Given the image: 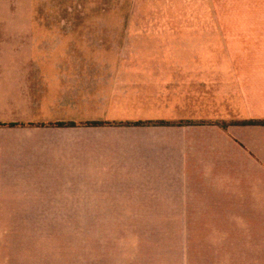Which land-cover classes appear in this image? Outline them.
Returning a JSON list of instances; mask_svg holds the SVG:
<instances>
[{"label": "rangeland", "instance_id": "1", "mask_svg": "<svg viewBox=\"0 0 264 264\" xmlns=\"http://www.w3.org/2000/svg\"><path fill=\"white\" fill-rule=\"evenodd\" d=\"M138 6L136 0H0V66H132L124 67L127 79L115 94L127 101L102 111L96 103L87 115L98 120L107 110L105 121L207 128H187L185 184L81 181L69 205L54 199L47 215L7 216L5 225L24 238L9 264H263V249L255 246L262 239L256 207L263 202L254 197H262L263 185L248 181L246 160L235 168L231 156L214 159L217 151L231 154L233 142L246 149L253 126L225 132L214 123L264 119V66H183L167 24L137 22ZM89 83L90 76L81 84Z\"/></svg>", "mask_w": 264, "mask_h": 264}, {"label": "crops", "instance_id": "2", "mask_svg": "<svg viewBox=\"0 0 264 264\" xmlns=\"http://www.w3.org/2000/svg\"><path fill=\"white\" fill-rule=\"evenodd\" d=\"M136 1L142 10L136 21L167 24V37L174 40V55L183 57L177 59L183 66H264V0ZM112 67L114 75L103 72ZM124 67L132 66H0V123L19 124L0 127V264H9L23 246L21 229L7 227V216L47 215L54 199L69 205L79 197L81 181L186 183L187 128L207 129L206 124L81 125L107 116L106 110L99 115L104 120H94L86 108L94 110L97 103L102 111L106 104L127 101L115 98L118 82L127 79ZM81 93L87 97L81 100ZM60 122L66 125H53ZM252 126L248 145L243 142L246 149L233 142L231 154L217 151L214 159L231 156L235 168L246 160L248 181L263 185L262 197H254L256 204L263 202L256 207L262 239L255 246L262 247L264 264V125ZM177 133L183 140L175 139ZM205 171L209 176L211 170Z\"/></svg>", "mask_w": 264, "mask_h": 264}, {"label": "trees", "instance_id": "3", "mask_svg": "<svg viewBox=\"0 0 264 264\" xmlns=\"http://www.w3.org/2000/svg\"><path fill=\"white\" fill-rule=\"evenodd\" d=\"M201 124H204V122H200ZM231 123H236V124H240V125H264V119H249V120H243V121H239V122H221V123H214L215 125L220 126L223 129H227V127L231 124ZM73 124V123H72ZM185 124H190V125H197V122H187ZM183 124V122L181 124H174V123H170L167 121H121V122H111V121H87V122H83L81 123V125L83 126H89V127H98V126H177V125H185ZM19 125L18 123H0V127H14ZM53 125H57V126H64L66 125L65 123H56ZM68 125H71L68 124Z\"/></svg>", "mask_w": 264, "mask_h": 264}]
</instances>
